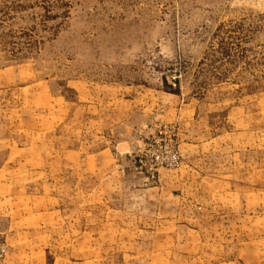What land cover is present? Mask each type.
I'll use <instances>...</instances> for the list:
<instances>
[{
	"label": "rangeland",
	"instance_id": "rangeland-1",
	"mask_svg": "<svg viewBox=\"0 0 264 264\" xmlns=\"http://www.w3.org/2000/svg\"><path fill=\"white\" fill-rule=\"evenodd\" d=\"M0 264H264V0H0Z\"/></svg>",
	"mask_w": 264,
	"mask_h": 264
},
{
	"label": "built area",
	"instance_id": "built-area-1",
	"mask_svg": "<svg viewBox=\"0 0 264 264\" xmlns=\"http://www.w3.org/2000/svg\"><path fill=\"white\" fill-rule=\"evenodd\" d=\"M150 164L140 161L139 168L146 169L148 180H155L161 169L176 170L180 167V154L176 147L164 144V139L159 138L155 146L151 144Z\"/></svg>",
	"mask_w": 264,
	"mask_h": 264
},
{
	"label": "crops",
	"instance_id": "crops-1",
	"mask_svg": "<svg viewBox=\"0 0 264 264\" xmlns=\"http://www.w3.org/2000/svg\"><path fill=\"white\" fill-rule=\"evenodd\" d=\"M149 133L150 134L154 133V130H151ZM132 145L133 144H131V143H128V144L121 143V144H118V146L116 148L118 151V156L120 157V162L125 165L124 166L125 168H129V163L127 162L128 154H129L128 152H130V150L132 149ZM188 146H189V148L186 150V153L183 154L182 160H183V163H184V160H185V162L189 161L191 163V167H189L188 165H185L186 167L190 168L189 174L184 170V168L180 169V170L179 169L174 170L176 172H168L167 170H162L160 172L161 173L160 179L162 181V186L167 181H170V180L173 181L176 177L179 176V174L190 176L194 170L196 171L195 167L198 163L192 164V161H193V159H197L198 156H200V153L203 151V147H202V144H199V145L198 144H188ZM190 160H192V161H190ZM176 180H177V178H176Z\"/></svg>",
	"mask_w": 264,
	"mask_h": 264
}]
</instances>
